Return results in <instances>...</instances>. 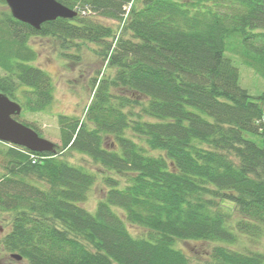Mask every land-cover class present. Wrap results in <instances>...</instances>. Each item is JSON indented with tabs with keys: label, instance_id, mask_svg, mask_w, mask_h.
<instances>
[{
	"label": "trees",
	"instance_id": "trees-1",
	"mask_svg": "<svg viewBox=\"0 0 264 264\" xmlns=\"http://www.w3.org/2000/svg\"><path fill=\"white\" fill-rule=\"evenodd\" d=\"M56 1L77 16L36 30L0 0V93L33 114L53 102L34 37L98 44L115 75L91 80L83 118L58 116L54 153L0 142V213L12 216L0 253L26 264H192L176 247L189 241L211 245L204 264H264V93L243 89L232 62L264 80V0ZM73 152L107 172L93 213L82 204L97 177Z\"/></svg>",
	"mask_w": 264,
	"mask_h": 264
},
{
	"label": "rangeland",
	"instance_id": "rangeland-1",
	"mask_svg": "<svg viewBox=\"0 0 264 264\" xmlns=\"http://www.w3.org/2000/svg\"><path fill=\"white\" fill-rule=\"evenodd\" d=\"M109 23L111 26L116 27V22ZM30 45L37 52L35 64L51 77L54 85V98L51 105L43 113L33 114L24 110L21 112V116L28 122H35L39 128L40 137L54 144H59L58 116L68 115L76 116L80 119L83 118L86 108L93 97L91 80L93 78H97V81L104 78L111 79L114 77L115 71L97 54L100 46L98 44H82L77 51L75 48L62 49L58 42L49 38L34 37L31 39ZM61 51L65 54L76 55L78 58L64 57ZM232 62L239 71V85L243 89L247 90L251 96H258L264 93V80L262 78L243 65L237 58L232 57ZM0 74H2L1 71ZM111 93L117 94L118 92L111 91ZM134 110L138 111V108H134ZM243 136L247 140L261 145L260 139L256 135L243 132ZM104 146L107 149H115L113 140L110 137L104 141ZM67 158L70 162L85 167L97 177L86 201L82 204L84 208L93 213L97 202L103 199L107 190V186L102 179V177L107 175V172L88 157L76 152L71 153ZM1 160L0 157V173L2 174ZM110 176L116 178L113 175ZM120 184L122 186L123 182L120 181ZM11 222L12 216L9 213H0V237L10 230ZM127 228L133 236H145L146 232L138 227L127 225ZM176 247L187 255L192 264H204L206 262L205 253L210 249L211 245L201 242L179 241L176 243ZM253 247L254 245L250 246L251 249ZM0 264L26 263L22 260L11 258L10 254L0 253Z\"/></svg>",
	"mask_w": 264,
	"mask_h": 264
},
{
	"label": "water",
	"instance_id": "water-1",
	"mask_svg": "<svg viewBox=\"0 0 264 264\" xmlns=\"http://www.w3.org/2000/svg\"><path fill=\"white\" fill-rule=\"evenodd\" d=\"M12 17L38 30L40 26L57 18L73 19L77 11L67 8L56 0H4ZM21 106L0 93V142L23 147L36 153H54V143L38 135L32 128L17 121ZM11 258L21 260L12 253Z\"/></svg>",
	"mask_w": 264,
	"mask_h": 264
}]
</instances>
